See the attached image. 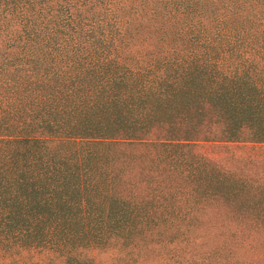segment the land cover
Segmentation results:
<instances>
[{
    "label": "trees",
    "instance_id": "16d2710c",
    "mask_svg": "<svg viewBox=\"0 0 264 264\" xmlns=\"http://www.w3.org/2000/svg\"><path fill=\"white\" fill-rule=\"evenodd\" d=\"M205 143L264 144V0H0V264H238Z\"/></svg>",
    "mask_w": 264,
    "mask_h": 264
},
{
    "label": "rangeland",
    "instance_id": "374dc122",
    "mask_svg": "<svg viewBox=\"0 0 264 264\" xmlns=\"http://www.w3.org/2000/svg\"><path fill=\"white\" fill-rule=\"evenodd\" d=\"M196 150L219 166L228 186V194L206 199L193 215L202 246L224 242L238 264H264V144L205 143ZM254 222H263L262 228ZM94 256L107 259L102 253Z\"/></svg>",
    "mask_w": 264,
    "mask_h": 264
}]
</instances>
